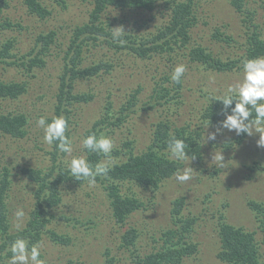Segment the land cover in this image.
I'll list each match as a JSON object with an SVG mask.
<instances>
[{"label":"rangeland","instance_id":"obj_1","mask_svg":"<svg viewBox=\"0 0 264 264\" xmlns=\"http://www.w3.org/2000/svg\"><path fill=\"white\" fill-rule=\"evenodd\" d=\"M163 1L157 0V6L152 12L126 13V17L131 21L126 23L128 25L126 29L137 30L145 19L154 16L145 27L148 30H155L168 17V14L162 10ZM259 1L261 5L264 4V1ZM42 2L51 11L50 16L44 19L29 13L21 0H16L4 16L19 25L0 30V43L14 40L12 52L16 53L10 59V63L0 62V80L25 81L28 88V92L21 98L0 99V111L18 110L28 114V133L25 138L0 136V168L8 164L13 170L15 179L7 200L11 231H18L26 225L35 199L37 184L22 173L23 168L48 166L51 161L54 143L49 145L44 142V131L37 125V120L43 116L50 122L57 116L55 106L58 102L60 76L64 70L65 50L74 38L75 28L88 21L92 7L91 3L85 0H42ZM200 2V17L192 28L190 44L206 45L212 52L220 54L226 60L228 56L237 57L245 42L241 15L230 0H200ZM251 3L256 4V1L251 0ZM256 7L258 20L264 23V9L257 4ZM110 12L113 11H108L105 15L106 19L113 17ZM116 25L119 26L120 22L117 21ZM216 27L221 28L226 34H231L236 41L234 39L235 42L229 46L228 43L213 37L212 32ZM50 30H55L57 37L49 52L44 55L43 67H34L29 71L17 64V57L26 56L29 60L39 52L38 34ZM111 53L104 47L95 48L93 53L89 51V55L83 57L78 67L83 68L96 61L110 59L106 55ZM124 60V65L116 67L112 74L101 72L75 81L74 91L87 93L90 97L87 100H69L65 104L66 109L61 116H66L68 121V130H71V135L68 136L73 142L74 149L71 156L63 154L62 158L66 161L81 156L88 159V153L81 147L84 132L102 117L108 101L113 103L111 114L119 116L122 104L127 105L133 92L140 89L139 102L133 107L135 111L131 117H127L124 123L120 121L122 126H109L100 132V136H107L113 140L114 148L119 147L123 139L130 138L140 151L146 149L151 140L154 120L166 114L170 122L176 124L179 112L182 110V115L179 117L181 124L187 110L193 105L199 120L205 102L211 95L223 94L229 85H235L243 79V70L239 73L209 71L204 69L202 64L186 61L183 83L186 89L191 88L188 91L187 102L182 109L181 104L170 108L166 100L161 99L163 97L156 91L155 81L151 78L153 73H163L164 65H161L157 71L155 68L157 59L140 60L136 64H131L126 56ZM146 101H151L156 107L142 108ZM207 125L202 126V136L206 139L202 146L203 158L201 161H196L188 156V159L183 161L184 165L178 170L183 172L185 168H189L191 176L189 180L177 181L176 171L172 176L161 180L159 188L143 186L137 182L120 185L122 191L145 200L148 205L147 209L131 215L123 225L115 221L106 188L100 181L96 180L94 186H90L87 181L66 185L63 189L64 201L53 209L54 211L51 210L55 219H51L52 222L48 223L47 228L58 233L55 237L60 234L69 236V241L64 244L57 241V237L55 239L53 234H43L39 242L42 245L41 259L45 264H105L112 257L114 262L112 261L111 264H134L133 254L137 253L136 250L144 255L156 244L159 247L160 244L152 241L154 236H158L162 230L170 227L182 230V226L188 224L186 221L190 219H194L195 224L186 236L189 241H195L198 249L195 254L185 257L182 264H230L218 257L221 249L219 234L221 214H224L226 221L234 225L257 230V247L264 262L262 232L257 229L256 211L249 205L252 200L264 205V169L251 168L255 161L264 160V147L257 145L260 134L254 132L251 136L247 135L242 143H232L229 145L230 148H226L224 143L238 135L234 131L223 129L214 141L208 140L207 134L215 132L217 128L212 127L214 125H208L206 128ZM215 145L219 146L215 147ZM160 153L170 155L168 148H163ZM219 153L224 156V167L215 166L216 161L212 160L214 154ZM115 158L116 155H111L112 162ZM106 159L104 156L98 163L106 162ZM178 197L185 198V206L176 221L173 207L174 200ZM17 209H22L24 212V216L20 219L14 215ZM63 215L65 218L66 215L70 216L72 221L60 219L59 217ZM48 217L51 218L49 214ZM130 226L138 227L142 231L137 247H133V250L121 245V235ZM150 234L154 236H149Z\"/></svg>","mask_w":264,"mask_h":264},{"label":"trees","instance_id":"obj_2","mask_svg":"<svg viewBox=\"0 0 264 264\" xmlns=\"http://www.w3.org/2000/svg\"><path fill=\"white\" fill-rule=\"evenodd\" d=\"M16 0H0V30L9 29L19 25L4 16V13L13 6ZM91 3L92 7L89 12L88 21L75 28L73 40L65 50L64 70L61 72L60 85L57 93L58 102L56 104V115H63L65 104L69 100H87L90 96L87 93H76L74 84L78 78L91 77L101 72L112 74L118 66L124 65V58L131 64H136L140 60L157 59L156 70L164 65L163 73H153L151 78L155 81L156 91L165 99L168 106L181 104V109L187 102L188 91L183 83V77L180 83L171 80V74L178 64L190 63L202 64L204 69L209 71H220L223 73H239L242 68V61L245 58H254L257 56L264 57V23L258 20V9L256 4L264 9L259 0L256 4L251 0H230L235 10L241 15V22L244 27L245 42L241 47V53L237 57L224 59L220 54L212 52L208 46L199 44L191 45L192 28L196 25L200 17V0H164L162 10L168 14L167 19L157 26L155 30H148L145 27L151 18L145 19L143 24L137 29H126L131 23L126 17V13L134 12L137 14L152 12L157 6V0H85ZM264 1V0H261ZM27 11L34 16L44 19L50 16L51 11L42 2V0H21ZM113 14L112 18H105L108 11ZM127 18V19H123ZM123 19V20H122ZM121 20V21H120ZM117 21L120 25L117 26ZM123 27L126 32L119 40L112 39L113 28ZM213 37L231 46L236 39L231 34H226L221 28L216 27L212 32ZM57 32L50 30L41 31L38 34V53L31 58L26 56L17 57V64L24 66L29 71L34 67H43L44 55L49 52L53 43L56 42ZM235 39V41H234ZM14 40L0 43V62L10 63V59L16 55L12 52ZM104 47L112 53L110 59L96 61L95 63L80 68L83 57L93 53L94 49ZM105 55V54H104ZM20 62V63H19ZM28 92L27 82L0 80V99H18ZM140 89H136L128 104H122L120 108L121 115H112L113 103L108 101L105 106V113L102 117L88 130L84 132V137L90 133H96L99 137L100 132L109 126H122L127 117H131L133 107L139 102ZM171 93V94H170ZM224 94V93H223ZM212 96L208 98L198 120V113L195 112L193 105L187 110L184 120L179 124V117L176 124L170 122L168 116L164 114L160 119L153 121L152 137L149 140L146 149L137 150L135 142L130 138L122 140L119 147L114 148L111 155H116L107 177H97L106 188L108 198L111 203V212L118 224H125L127 219L137 211L148 208L146 201L122 191V183L137 182L143 186L159 188V182L167 177L172 176L183 165V162L176 161L170 155L161 154L163 148H168V141L173 135L183 139L186 143L188 156L196 161L203 158V138L202 126L205 124L214 125L218 128L220 122L225 118L223 104L215 100L222 96ZM210 96V94H208ZM1 99V100H2ZM235 101L232 107H234ZM156 104L146 101L142 108H155ZM231 112V107L227 113ZM135 114V113H134ZM133 114V115H134ZM132 115V116H133ZM252 116H255L253 111ZM66 119V116H64ZM67 120V119H66ZM195 120V122H194ZM119 122V123H118ZM28 114L25 111L2 112L0 111V136L6 138H25L28 129ZM220 132H223L221 129ZM219 132V133H220ZM66 135H71V130H66ZM247 134H241L225 142L226 148H230L232 143H242ZM232 141V142H231ZM219 145H215L218 147ZM224 146V145H222ZM88 153L87 161L95 166L100 159L104 157L102 153ZM54 143V150L51 151V161L48 166H27L22 172L31 181L37 184L34 192V202L29 212V220L26 225L18 230L11 231L9 222V203L7 202L9 192L14 184L13 170L8 164L0 168V232L2 242L0 243V264H8L12 253L10 247L12 242L17 238H25L29 247L39 242L43 234H53L57 241L67 243L69 236L56 233L48 229L47 225L55 219L53 209L60 206L64 201L63 189L68 184H78L79 181L70 175L67 168L66 160ZM252 169H264V160L255 161L251 166ZM122 186V185H121ZM250 207L256 211L257 229L262 232L264 241V205L258 201H250ZM185 206V198L178 197L174 200V215L177 221L178 214L182 213ZM53 210V211H51ZM51 216V218L48 217ZM65 221H72L71 217L66 215L59 217ZM74 220V219H73ZM219 225V234L221 239V249L218 257L230 264H264L261 259L258 241L256 239L257 230H249L242 226L234 225L228 221L224 214H221ZM188 224L182 226V230L170 227L162 230L158 236H154L152 241L156 244L151 251L142 255L138 252L134 255V264H182L185 257H189L197 252L198 246L195 241L187 239L189 233L195 224L194 219H190ZM62 236V237H61ZM142 231L135 226H130L122 233L121 245L128 250L137 247V241L140 240ZM68 237V238H67ZM158 247V248H157ZM132 254V251H131ZM114 262L113 257L105 264ZM73 264V263H69Z\"/></svg>","mask_w":264,"mask_h":264},{"label":"clouds","instance_id":"obj_3","mask_svg":"<svg viewBox=\"0 0 264 264\" xmlns=\"http://www.w3.org/2000/svg\"><path fill=\"white\" fill-rule=\"evenodd\" d=\"M113 29V40H119L126 33L123 27ZM242 68V81L235 85H229L225 93L215 99L222 102L225 118L220 122V126L215 132L207 134V139L214 141L221 129H226L229 132L234 131L237 135L251 136L256 132L260 134L257 145L264 147V57L245 58L242 61ZM185 72V65L178 64L171 74V80L180 83ZM234 101L235 105L232 107ZM229 107H231V112L227 113ZM253 111L255 112L254 117L252 116ZM37 125L43 128L45 143L49 145L56 143L61 153L71 156L74 150L73 142L66 135L69 125L63 116L53 117L50 122L42 116L37 120ZM81 147L92 153H102L107 158L106 162L97 163L95 166L83 156L73 157L66 162L72 177L79 181L86 180L90 186H94L97 177H107L110 171L114 142L107 136L98 137L96 133H90L82 139ZM167 147L170 156L176 161L183 162L188 159L186 143L183 139L173 135L170 137ZM212 160L216 161L215 166L224 167L225 160L222 153L214 154ZM190 178L189 168H185L183 172L177 171L175 175V179L179 182H185ZM14 215L20 219L24 216V212L22 209H17ZM41 251L40 242L29 247L25 238L17 237L11 244L12 255L8 264H45L41 259Z\"/></svg>","mask_w":264,"mask_h":264}]
</instances>
